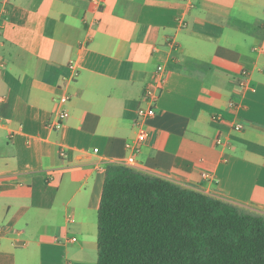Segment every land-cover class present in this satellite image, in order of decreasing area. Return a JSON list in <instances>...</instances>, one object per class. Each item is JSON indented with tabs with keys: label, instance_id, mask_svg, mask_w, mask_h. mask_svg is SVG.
Segmentation results:
<instances>
[{
	"label": "crops",
	"instance_id": "obj_1",
	"mask_svg": "<svg viewBox=\"0 0 264 264\" xmlns=\"http://www.w3.org/2000/svg\"><path fill=\"white\" fill-rule=\"evenodd\" d=\"M160 68L136 170L264 217V0H0V264H97Z\"/></svg>",
	"mask_w": 264,
	"mask_h": 264
},
{
	"label": "trees",
	"instance_id": "obj_2",
	"mask_svg": "<svg viewBox=\"0 0 264 264\" xmlns=\"http://www.w3.org/2000/svg\"><path fill=\"white\" fill-rule=\"evenodd\" d=\"M97 264H264V217L111 165L98 211Z\"/></svg>",
	"mask_w": 264,
	"mask_h": 264
},
{
	"label": "built area",
	"instance_id": "obj_3",
	"mask_svg": "<svg viewBox=\"0 0 264 264\" xmlns=\"http://www.w3.org/2000/svg\"><path fill=\"white\" fill-rule=\"evenodd\" d=\"M243 79L240 81L241 88L246 87V78L248 77V73L243 71L242 73ZM164 72L163 69L160 68L159 71L156 73V76L154 79L150 82V84L147 86L145 91V98L150 102V105L148 107H140L137 112L136 117V127L139 129V134L137 137V144L135 151L133 155L127 158V160L123 163V166L136 170V156L138 153H140L142 144L147 140L148 138V132L145 129L146 122L150 120L151 118L155 117L156 115V109L155 105L158 102L163 89H164ZM62 114L58 116L59 120L56 123V127L59 128L61 123L60 120L62 118ZM243 126L239 125L238 129H242ZM219 144H221L220 141H218ZM49 179H53L52 176L49 177ZM71 220V219H70ZM76 238H71L69 241L71 243L76 242Z\"/></svg>",
	"mask_w": 264,
	"mask_h": 264
}]
</instances>
